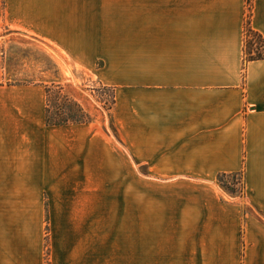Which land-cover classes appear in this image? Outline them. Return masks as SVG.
Segmentation results:
<instances>
[{
	"label": "crops",
	"instance_id": "1",
	"mask_svg": "<svg viewBox=\"0 0 264 264\" xmlns=\"http://www.w3.org/2000/svg\"><path fill=\"white\" fill-rule=\"evenodd\" d=\"M246 4L143 0L109 37L104 0H0V28L114 88L116 132L47 125L46 93L0 89V264H264L247 210L264 214V59L243 82ZM250 24L264 36V0ZM232 172L244 195L216 183Z\"/></svg>",
	"mask_w": 264,
	"mask_h": 264
},
{
	"label": "rangeland",
	"instance_id": "2",
	"mask_svg": "<svg viewBox=\"0 0 264 264\" xmlns=\"http://www.w3.org/2000/svg\"><path fill=\"white\" fill-rule=\"evenodd\" d=\"M143 0H104V33L111 37L116 32L118 23L120 32L126 31L128 22L142 17L128 13V6H135L140 10ZM117 13L114 15L112 10ZM115 18V20H114ZM129 20V21H128ZM114 35V34H113ZM102 60L97 61V66L102 65ZM60 80L67 93L73 96L93 117V123L105 129L109 136L116 138L112 118V90L109 86L102 85L98 77L84 68L63 66L60 68L53 59L46 54V47L35 37L21 32L0 28V89H10L11 86H19V89H28L42 92L45 97V86H50L51 81ZM91 123V122H90ZM126 170V168L124 169ZM142 167L136 164L134 180H129L130 185H143ZM237 182L236 191H241L243 176H224L217 178L216 183L229 185ZM247 210L256 214L259 218L264 217L259 211L247 203ZM49 264V262L47 261Z\"/></svg>",
	"mask_w": 264,
	"mask_h": 264
},
{
	"label": "trees",
	"instance_id": "3",
	"mask_svg": "<svg viewBox=\"0 0 264 264\" xmlns=\"http://www.w3.org/2000/svg\"><path fill=\"white\" fill-rule=\"evenodd\" d=\"M246 17L244 23V39H243V82L245 81V65L249 61H256L264 59V36L258 31L254 30L250 24L252 0H246ZM112 90V107L115 102L114 88ZM46 93V112L45 122L50 126H63L68 124H88L93 121L91 114L69 93L66 92L65 87L60 80L51 81L50 86H45ZM242 175L243 172L223 173L218 176H236ZM237 182L229 183V185H220L232 195L239 194L236 191ZM244 177L242 194L244 195ZM240 195V194H239Z\"/></svg>",
	"mask_w": 264,
	"mask_h": 264
}]
</instances>
